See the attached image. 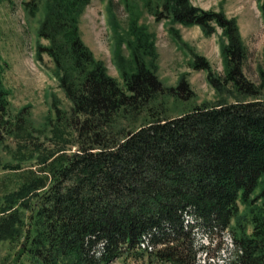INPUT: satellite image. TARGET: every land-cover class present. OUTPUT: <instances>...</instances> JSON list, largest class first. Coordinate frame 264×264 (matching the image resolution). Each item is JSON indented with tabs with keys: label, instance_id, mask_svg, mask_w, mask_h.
Here are the masks:
<instances>
[{
	"label": "trees",
	"instance_id": "1",
	"mask_svg": "<svg viewBox=\"0 0 264 264\" xmlns=\"http://www.w3.org/2000/svg\"><path fill=\"white\" fill-rule=\"evenodd\" d=\"M39 1L26 2L30 15ZM257 1L264 23V0ZM88 2L42 0L37 33L48 44H36L37 56L52 59L70 103L66 123L59 113L52 130L61 138L58 126H68L77 149L39 155L38 169L4 183L0 241H18L27 264H110L130 254L157 264H200L202 253L214 260L213 235L228 230L234 251L214 264H264V98L257 97L264 67L259 85L243 75L246 48L236 20L190 0L143 1V9L157 22L168 21L171 35L188 47L191 67L205 70L220 94L230 84L237 98L170 117L151 106L155 95L175 90L157 76L154 33L139 23V13L131 12L125 28L112 22L120 84L80 38L78 19ZM122 2L133 8L130 0ZM174 24L196 25L206 35L221 29L224 76L214 75ZM3 71L1 61L0 145L27 127L25 107L10 110ZM176 88L185 97L190 92L183 76ZM20 168L21 161L5 165ZM198 231L208 244L198 242Z\"/></svg>",
	"mask_w": 264,
	"mask_h": 264
},
{
	"label": "rangeland",
	"instance_id": "2",
	"mask_svg": "<svg viewBox=\"0 0 264 264\" xmlns=\"http://www.w3.org/2000/svg\"><path fill=\"white\" fill-rule=\"evenodd\" d=\"M30 0H0V56L4 61L3 83L8 90L10 110L17 113L22 107L27 112V127L5 140L0 145V189L12 185L19 173L28 168L38 169L39 155L55 151L58 147L67 148L68 152L77 149L72 131L66 125H59L61 138L54 135L53 124L60 113L61 123L69 117L70 103L65 97L54 73V62L46 54L37 56L36 44L47 45L48 40L38 36V27L42 20V0L38 2L35 14L30 15L25 4ZM144 0H130L131 7L122 0H89L78 19V30L83 43L92 51L95 58L102 60L107 73L122 84V77L114 59L115 36L112 22H119L121 28L128 25L131 12L140 14L139 23H144L153 32L157 64V76L165 87L175 90L157 94L151 100V106L161 108L166 116H177L192 109L195 105L218 103L221 99L228 102L237 100L233 87L228 84L227 92L218 93L208 83L207 72L191 67V56L187 46L181 45L168 31L169 22L155 21L151 12L143 9ZM146 1V0H145ZM154 1V0H153ZM203 10L222 11L228 18L236 20L246 57L242 61L243 75L256 85L260 84L259 70L264 67V23L257 0H190ZM27 7V6H26ZM130 7V6H128ZM28 8V7H27ZM179 30L180 38L193 52L203 56L209 63L214 75L224 76V63L220 52V43H227L220 28L206 35L196 26L174 24ZM182 43V42H181ZM122 55L127 58L128 51L122 46ZM183 76L188 82L189 94L177 89L179 78ZM233 90V91H232ZM176 92V93H175ZM258 98H264V88ZM246 99H251L248 97ZM57 110L61 111L58 112ZM64 119V121H63ZM139 119V117H138ZM144 116L141 115V119ZM138 122V123H139ZM126 125L127 122L123 121ZM21 161L19 170L5 169L7 163ZM6 183V184H4ZM242 209V206H240ZM201 231L197 232L199 243L208 244ZM228 230L214 234L209 254L214 260L199 254L200 264L223 262L234 247ZM19 242L0 241V264H27L28 259L19 254ZM209 260V261H208ZM110 264H157L144 255L121 257Z\"/></svg>",
	"mask_w": 264,
	"mask_h": 264
}]
</instances>
